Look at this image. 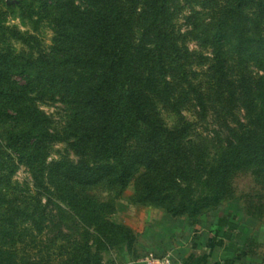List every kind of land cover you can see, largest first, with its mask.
<instances>
[{
    "label": "trees",
    "instance_id": "trees-1",
    "mask_svg": "<svg viewBox=\"0 0 264 264\" xmlns=\"http://www.w3.org/2000/svg\"><path fill=\"white\" fill-rule=\"evenodd\" d=\"M167 1L41 0L38 7L44 12L33 10L28 17L35 29L39 23L52 27V45L42 47L37 32L14 29L28 53L0 49V120L13 124L0 147L23 158L36 181H43L42 171L33 170V166L54 138L38 103L60 100L71 108L65 142L79 158L69 160L60 155L45 167L47 181L54 183L58 219L53 221V234L46 235L43 244L50 248L52 242H59L58 264H101L99 251L106 244L130 240L122 234V226L100 220L93 201L82 203L70 182L94 185L109 178L125 184L131 173L143 166L153 177L144 183L141 197L168 201L170 213H186L193 219L207 207L218 205L229 175L238 168L256 164L254 173L264 176V26L258 21L251 25L245 12L252 3L253 9L264 11L263 2L229 0L221 5L207 36L212 62L206 80L181 84L166 74L168 69L174 73L169 63H175L170 56L177 52L168 30ZM6 30L0 20V41L5 39ZM231 35L236 62L233 71L226 52ZM249 59L258 63V73L252 74ZM159 79H163L161 84ZM172 86L181 90L178 97L182 93L194 100L201 117L211 112L228 129L225 142L217 143L213 152L206 151L202 163L193 162L202 152L200 144L189 138L192 122L181 118L178 125L169 128L155 111L157 100L165 102L161 97ZM241 105L246 122L233 128L228 117ZM132 143L138 149L131 148ZM174 173L186 186L174 181ZM173 190H177V202ZM66 219L87 225L83 227L87 233L84 243L68 234ZM35 221L31 218L30 224L35 225ZM7 227L0 229V264H18L15 255L2 258L17 254ZM23 237L17 242L24 249L22 254H33L35 237L30 228ZM65 241H70L69 247ZM20 260L23 264L51 261Z\"/></svg>",
    "mask_w": 264,
    "mask_h": 264
},
{
    "label": "rangeland",
    "instance_id": "rangeland-1",
    "mask_svg": "<svg viewBox=\"0 0 264 264\" xmlns=\"http://www.w3.org/2000/svg\"><path fill=\"white\" fill-rule=\"evenodd\" d=\"M227 2L229 0L167 1L168 30L177 44V52L172 53L170 56L172 59L174 58L175 63L171 65L169 63L171 68L174 67V73H170V69L166 71L167 76L169 74L172 81L185 84L186 82L199 83L206 80L207 70L212 62V47L207 40L209 28L217 17L221 5ZM253 2L254 4L256 2H263L264 4V0H253ZM40 3L41 0H0L1 24L8 29L5 31V39L0 41V49L10 48L15 53H28V47L24 46L20 39L16 37L13 33L14 29L20 32L28 31L32 34L37 32L42 40V47L48 49L52 45L51 40L55 36L52 27H48L47 23H39V26L35 29L28 17V14L33 10H37L41 14L44 12L38 7ZM75 3L79 5L77 1ZM30 4H32L31 8ZM252 4L245 11L250 24H255V21H258L260 25L264 26V11L253 9ZM33 18L35 20L40 19L36 16H33ZM231 36L226 52L231 70L232 68L234 70L236 66L235 53L232 50L234 37ZM175 54L178 56L175 57ZM247 64L252 74L260 71L257 66L258 63H255L252 59H249ZM162 80H158L159 84L162 83ZM162 88L161 85L159 90ZM172 88V90L167 89L161 97L165 102L157 100L155 111L169 128L178 125L181 118L192 122L189 138L200 144L201 154H204L199 153L200 155L195 156L193 162L194 164L202 163V160L206 159V151L213 152L217 143L225 142V137L229 134L228 129L216 120L211 112H208L205 117H201L199 109L193 104L194 100H188L187 96L182 93L178 97L177 94L181 90L175 89L173 86ZM38 106L46 114L51 133L54 135V138L45 145L44 156L33 166V170L41 169L40 178L43 181H36L33 171L23 158L14 155L8 149L0 147V229L8 226L7 230L11 232L9 235L10 240H13L15 248H17V254H5L2 258L7 260L11 255H15L14 260L18 264H23L20 259L39 262L40 259L45 260V258H50L51 261L48 264L59 263L60 254H56L59 242H52L50 248H46L43 244L46 235L51 236L53 234L55 227L53 224L58 219L55 213V202L57 200L56 192L53 191L54 183L53 181H47L45 167L48 166L50 161L58 159L60 155H65L69 160L79 158L70 149H67L65 142L69 132L67 124L71 114L70 105L60 100H46L42 103L39 102ZM234 113L233 117H228V121L231 127L236 128L239 127L240 123L246 122L244 106L236 107ZM12 127L13 124L10 121L0 120V143H4L6 135ZM236 131L240 132V130ZM196 143L193 145H196ZM130 146L133 149H138L135 143ZM163 159H166V157H163ZM167 161L168 159H166ZM256 168V164H251L249 167L242 166L232 172L228 177V186L218 205L207 207L196 218L205 219L208 214L216 215L230 211V218L236 222L240 232L236 242L240 247V254H250L254 264H264L263 260L260 261L264 256V176L256 175L254 173ZM175 175L176 173L172 175L174 181L176 179ZM152 177L151 171L143 166H138L128 177L125 184L115 183L109 178H104L94 185L68 183L75 190L78 199L82 203L85 202L83 200L94 202L100 220L122 226L124 228L121 230L122 234H126L130 238V245L129 241L122 239L116 245L106 244L105 247L100 249L101 264H125V254H135L136 244L142 243L144 235L147 237L145 228L149 225L157 228L171 218H175L174 220L177 221L182 220V222L190 219L186 213L178 215L170 213L168 201L158 202L141 197L144 183ZM177 182L181 187L186 186V181ZM41 183L47 190L41 186ZM172 194L176 197L175 202H177V190H173ZM30 213H34V215L30 217ZM31 218L36 220L35 225L32 222L35 226L33 229L31 227L33 225L30 224ZM64 222L68 234L73 235L74 238H80L84 243L86 231L83 227L86 228L87 225L84 223L77 225L69 219ZM12 224L16 227H13ZM37 225L41 228L40 231H38ZM45 225L47 227L43 229ZM28 228L35 237L34 244L31 247V253L33 254H22L24 249L17 242L21 238L24 239L23 234L27 232ZM119 240H121L120 237H118ZM63 243L68 247L70 245V241ZM105 243L110 242L105 241ZM45 252H49V254H45ZM38 264L43 263L39 262Z\"/></svg>",
    "mask_w": 264,
    "mask_h": 264
},
{
    "label": "crops",
    "instance_id": "crops-1",
    "mask_svg": "<svg viewBox=\"0 0 264 264\" xmlns=\"http://www.w3.org/2000/svg\"><path fill=\"white\" fill-rule=\"evenodd\" d=\"M174 219L157 228L146 227L147 237L136 244L135 254H125V264H143L146 256L164 255L171 257L172 264H254L250 254H240L236 243L240 232L230 211L205 219Z\"/></svg>",
    "mask_w": 264,
    "mask_h": 264
},
{
    "label": "built area",
    "instance_id": "built-area-1",
    "mask_svg": "<svg viewBox=\"0 0 264 264\" xmlns=\"http://www.w3.org/2000/svg\"><path fill=\"white\" fill-rule=\"evenodd\" d=\"M143 264H172L171 257L169 255L164 256H146L143 259Z\"/></svg>",
    "mask_w": 264,
    "mask_h": 264
}]
</instances>
